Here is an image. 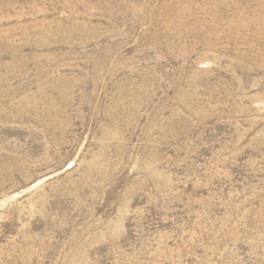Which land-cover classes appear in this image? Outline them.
<instances>
[{
    "label": "rangeland",
    "instance_id": "374dc122",
    "mask_svg": "<svg viewBox=\"0 0 264 264\" xmlns=\"http://www.w3.org/2000/svg\"><path fill=\"white\" fill-rule=\"evenodd\" d=\"M0 264H264V0H0Z\"/></svg>",
    "mask_w": 264,
    "mask_h": 264
}]
</instances>
